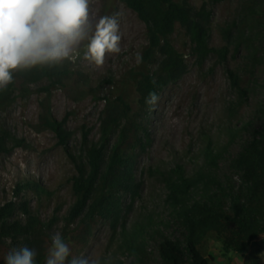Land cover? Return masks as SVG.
<instances>
[{"label":"trees","instance_id":"trees-1","mask_svg":"<svg viewBox=\"0 0 264 264\" xmlns=\"http://www.w3.org/2000/svg\"><path fill=\"white\" fill-rule=\"evenodd\" d=\"M119 1L136 13L146 29L143 61L128 75L138 96L137 107L133 110L121 95L102 97L99 137L91 142L84 133L80 156L72 158L73 202L60 217L59 229L70 248L68 260L79 257L97 225L106 221L111 231L109 245H114L118 253L129 255L135 264H213L215 260L208 253L210 242L219 243L225 253H239L243 264H259L258 258L264 253V102L256 109L257 127L250 131L234 156L225 159L226 148H212L209 143L202 150L201 165L192 174H186L177 163L168 170H148L165 190V203L180 226L179 239H167L158 230L148 232L150 219L128 227L126 216L134 200L140 197L142 184L135 175V156L149 142L147 116L151 107L145 98L149 92L159 94L176 83L187 70L185 57L174 47L172 36L177 29L184 32L198 65L211 53L224 62L230 49L232 54H237L240 48L251 63H260L264 60V0L247 1L239 20L224 31L225 45L217 49L209 46L211 11L205 3L195 7L189 0ZM76 75L69 62L62 68L17 72L13 83L0 90V112L13 102V91L27 94L31 85L45 81L47 85L40 88L45 97L34 128L40 132L52 131L65 144L69 134L64 120L57 121L52 116L50 95L52 89L67 88ZM228 75L237 90L236 106H239L248 91L240 87L237 72L231 70ZM153 78L155 84L151 82ZM79 82L86 85L87 80ZM106 82L111 83L109 79ZM98 87H88L86 93L95 95ZM247 128L249 123L229 130L230 139ZM8 139L9 135L0 127V150L5 149ZM222 162L228 173L219 170ZM24 188L39 198L51 194L26 179L16 185L15 192ZM126 198L128 204H124ZM20 210L24 219L15 216L12 203L0 207V264H5L10 250L23 247L35 250L37 264H45L58 219L41 221L25 203ZM155 237L157 251L152 255L147 247L148 241Z\"/></svg>","mask_w":264,"mask_h":264},{"label":"rangeland","instance_id":"rangeland-1","mask_svg":"<svg viewBox=\"0 0 264 264\" xmlns=\"http://www.w3.org/2000/svg\"><path fill=\"white\" fill-rule=\"evenodd\" d=\"M247 1L189 0L195 7L205 3L211 11L210 47L217 49L225 45L224 31L239 20ZM93 9L97 18L119 13L122 51L109 55L105 64L97 68L83 59L84 49L81 48L80 56L69 62L78 74L72 78L74 82L70 81L65 89L51 90V113L57 121L64 120L69 134L66 143L61 144L52 131L40 132L34 128L45 97V93L40 92V88L47 85L45 81L31 85L27 94L13 91V102L0 112V127L9 135L5 149L0 150V207L12 203L15 216L24 219L20 209L25 203L41 221L56 217L54 233L60 229V217L73 202L70 190V180L75 173L72 158L80 156L82 136L87 133L91 142L99 137V116L104 107L101 98L121 95L133 110L137 107L138 96L128 75L138 67L136 53L141 54L146 47L145 25L119 0H95ZM172 42L184 55L187 70L180 80L158 94V103L150 108L147 116L149 142L135 156V175L142 182L140 197L134 200L126 216L128 227L134 222L147 223L150 219L148 232L158 230L170 240L180 238V226L165 203L164 188L148 170H168L177 163L184 167L186 174H192L201 165L202 150L209 143L212 148L224 146L225 159L234 156L250 131L257 127L256 109L264 102V60L251 63L240 48L237 54H232L230 49L224 62L216 53H211L198 65L184 32L177 29ZM231 70L238 73L240 87L248 91L239 106H236L237 90L232 87L228 75ZM82 79L87 80L86 85L79 82ZM108 79L110 84L106 82ZM96 86L99 89L95 95L86 93L88 87ZM246 123L249 128L230 139L229 130ZM225 168L223 162L219 164V170L228 173ZM24 179L39 184L51 194L39 198L25 188L16 193V185ZM128 203L129 198H126L124 204ZM110 235L108 223L100 222L79 257L95 254L107 264L115 261L135 264L129 255L118 253L114 245H109ZM157 240L155 237L148 241L147 251L152 255L156 254ZM208 253L215 260L213 264H243L239 253H225L217 242H210ZM258 262L264 264V253L260 254Z\"/></svg>","mask_w":264,"mask_h":264},{"label":"clouds","instance_id":"clouds-1","mask_svg":"<svg viewBox=\"0 0 264 264\" xmlns=\"http://www.w3.org/2000/svg\"><path fill=\"white\" fill-rule=\"evenodd\" d=\"M95 0H0V90L13 83L17 72L62 68L84 49L83 59L102 67L109 55L121 53L119 13L97 15ZM137 65L142 63L136 53ZM155 84V79L151 81ZM159 101L149 92L145 103ZM70 256L69 245L57 231L50 237L45 264H101L95 254ZM37 252L23 247L13 249L5 264H37Z\"/></svg>","mask_w":264,"mask_h":264}]
</instances>
